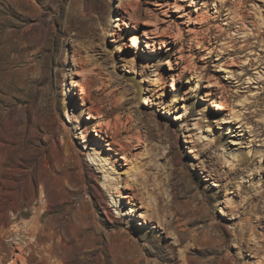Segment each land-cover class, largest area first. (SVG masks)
<instances>
[{
  "label": "rangeland",
  "instance_id": "rangeland-1",
  "mask_svg": "<svg viewBox=\"0 0 264 264\" xmlns=\"http://www.w3.org/2000/svg\"><path fill=\"white\" fill-rule=\"evenodd\" d=\"M263 29L264 0H0V264H264Z\"/></svg>",
  "mask_w": 264,
  "mask_h": 264
},
{
  "label": "bare ground",
  "instance_id": "bare-ground-1",
  "mask_svg": "<svg viewBox=\"0 0 264 264\" xmlns=\"http://www.w3.org/2000/svg\"><path fill=\"white\" fill-rule=\"evenodd\" d=\"M160 5V4H159ZM133 10V9H132ZM126 12V11H125ZM133 12H135V10L133 11ZM127 13V12H126ZM120 15V20H122V22L126 25V26H128V22H126V21H124L123 20V18H124V16L122 15V13H120L119 14ZM262 31V30H261ZM262 32H264V29H263V31ZM129 46H131V47H136V46H138L137 45V42H136V40L134 39V38H132L131 39V41H130V44H129ZM70 85L72 86V87H76V86H79V83L78 82H76V81H72L71 83H70ZM139 85H140V81H139ZM140 87H141V85H140ZM76 92L74 91L72 94H70L69 95V98H71V100H74L75 98L73 97V95L75 94ZM77 94V93H76ZM81 99L83 100L82 101V103L81 104H83L85 101H84V99L81 97ZM144 102H146V104H148L149 102L148 101H146V100H143ZM213 103H212V107L216 110V111H221L222 109H223V107H222V105H220L217 101H212ZM74 110L76 111V112H82V111H84L83 109H82V107H80L79 105H77L75 108H74ZM87 118H89L90 120L94 117L93 115H90V113L89 112H87ZM68 120L72 123V121H71V119L68 117ZM108 125V124H107ZM89 127H90V123L89 122H87V123H85L84 125H83V131L84 132H82L81 134H80V138L81 139H83V141H89V142H92L91 141V139L89 138V136H88V132H90V129H89ZM114 127H115V125H114ZM116 128V127H115ZM96 132V131H95ZM96 135H98L97 133H96ZM137 137V136H136ZM139 138H140V136H139ZM138 138V139H139ZM138 139H136V140H138ZM140 140V139H139ZM137 142H139V141H137ZM106 145V149H108V150H112V145H111V143H106L105 144ZM88 148H92L95 152L94 153H90V154H93V158L94 159H96V160H100V161H103L104 160V158L102 157V154H100L98 151H97V149L99 148H103L102 147V145H100V144H91V146H89ZM123 157V156H122ZM101 171V170H100ZM106 176V175H105ZM121 182V181H120ZM121 186V185H120ZM119 186V187H120ZM124 186V185H123ZM116 187V186H115ZM119 189V188H118ZM116 191H117V189H116ZM116 191H115V193H116ZM121 198H125V199H129L130 197H131V195L129 194V192H122L121 193ZM112 197V196H111ZM112 201L114 202V203H116V200L113 198L112 199ZM137 210L138 209H136V207H134L133 205H131L129 202H128V204H127V207H126V209H125V214H127V215H136L137 214ZM123 214V213H122ZM22 244V243H21ZM49 247H50V245H49ZM53 248V247H52ZM16 249H17V251H19V252H17V253H14L13 254V259L11 260V263H16V261H19V263L20 264H26V259H25V257H23L22 256V251H23V249H22V246L18 243L17 245H16ZM48 249V248H47ZM50 249V248H49ZM50 251V250H49ZM54 253V252H53ZM49 255H50V253H49ZM51 255H52V253H51ZM53 256V255H52ZM63 264V263H62Z\"/></svg>",
  "mask_w": 264,
  "mask_h": 264
},
{
  "label": "water",
  "instance_id": "water-1",
  "mask_svg": "<svg viewBox=\"0 0 264 264\" xmlns=\"http://www.w3.org/2000/svg\"><path fill=\"white\" fill-rule=\"evenodd\" d=\"M122 75L124 76V78H126L128 81H132L135 83L137 89H138V92H139V95L142 93V89L139 85V77L134 75V74H127L126 72H122Z\"/></svg>",
  "mask_w": 264,
  "mask_h": 264
}]
</instances>
